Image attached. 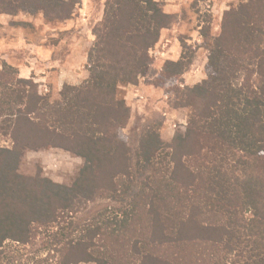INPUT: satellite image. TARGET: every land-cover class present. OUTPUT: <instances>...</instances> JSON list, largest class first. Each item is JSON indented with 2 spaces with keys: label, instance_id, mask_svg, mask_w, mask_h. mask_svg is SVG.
Returning <instances> with one entry per match:
<instances>
[{
  "label": "trees",
  "instance_id": "1",
  "mask_svg": "<svg viewBox=\"0 0 264 264\" xmlns=\"http://www.w3.org/2000/svg\"><path fill=\"white\" fill-rule=\"evenodd\" d=\"M76 2L0 0V13L35 8L48 21L66 20ZM172 21L157 0H104L81 84H64L61 99L49 101L1 83L0 114L12 116L15 147H60L84 164L71 188H46L31 198L40 201L32 213L0 194V246L26 244L45 225V245L57 258L50 264H264V0H238L217 36L203 31L213 69L208 80L176 85L192 52L164 61L173 107L189 109L185 130L160 147L157 125H147L133 149L120 135L129 118L120 86L147 72L150 50ZM12 172L4 184L14 190ZM84 189L117 205L60 225L76 213L71 197Z\"/></svg>",
  "mask_w": 264,
  "mask_h": 264
},
{
  "label": "rangeland",
  "instance_id": "2",
  "mask_svg": "<svg viewBox=\"0 0 264 264\" xmlns=\"http://www.w3.org/2000/svg\"><path fill=\"white\" fill-rule=\"evenodd\" d=\"M157 1L165 12L172 14V24L161 31L158 42L150 50L153 61L147 72L139 77L138 83L134 84L140 83L137 90L133 92L130 91L131 89L128 90L127 87L131 88V84L120 86L129 107V118L120 135L133 149L139 142L142 129L147 125H157L160 147L169 144L175 133L184 132L189 109L173 107L174 94L171 91L173 86L165 79L162 72V65L168 59L166 55H175V50L180 52L185 50L194 54L188 70L176 83L178 87L192 86L208 80L213 69L203 31L207 29L210 36H217L221 31L224 12L238 3V0ZM103 3V0H89L86 6L83 0H78L71 17L66 20L48 21L44 12L35 8L19 7L16 13L1 12L0 87L1 83L15 87L26 86L35 90L37 94L48 96L49 101H53L61 99L59 93L64 84L75 86L81 84L89 76L87 52L94 39L92 29L102 17ZM91 36L93 39L89 43ZM171 41L174 47L171 46ZM167 42L169 46H165ZM39 46L46 47L49 52H37L35 48ZM68 49L73 50L70 52L73 56L69 55ZM67 58L74 63L72 64L75 69L62 72L58 63ZM60 73H63V76L60 77ZM236 75L238 78L235 79V83L239 85L243 82V73L237 72ZM244 75L245 79L247 75L245 73ZM61 78L64 80L62 84ZM253 79L254 74H251V81ZM133 93L137 94L133 95ZM11 119L12 116L0 114V155L2 156L0 194L5 193L8 197H15L21 203L16 201L18 206L32 213L40 201L34 205L30 199L38 194L43 195L46 188L49 191L58 189V186L71 188L84 164V159L60 147L33 145L29 147L19 142L15 147L12 140ZM14 169L17 172L13 178L16 187L12 190L4 184V178L7 171L9 175ZM35 191L37 194H34ZM71 201V208L76 210V213L70 212L67 216L58 219L62 226H65L70 219L80 222L89 220L104 211V208H107L105 212L108 214L110 208L117 205L112 201L97 198L94 192L88 189L78 191L74 197H71ZM40 205L44 206L41 203ZM58 222L51 223L52 230H56ZM43 226L36 228V235L26 244L3 241L0 246V264L55 262L56 255L49 245H45L48 239L45 236L46 226Z\"/></svg>",
  "mask_w": 264,
  "mask_h": 264
},
{
  "label": "crops",
  "instance_id": "3",
  "mask_svg": "<svg viewBox=\"0 0 264 264\" xmlns=\"http://www.w3.org/2000/svg\"><path fill=\"white\" fill-rule=\"evenodd\" d=\"M88 1L89 0H83V3H84V5H86L87 6V4H88ZM103 2H104V0H103ZM102 6H103V4H102ZM101 15H102V11H101ZM92 39H93V37L91 36V40H89L88 42L89 43H91V41H92ZM171 43V46L172 47H174V45H172L173 43H172V41L170 42ZM165 46H169V42H167V43H165ZM35 49H37L36 51L37 52H44V51H47V52H49V50H47L46 49V47H42V46H39V48H35ZM169 49V48H168ZM39 50V51H38ZM169 51V50H168ZM176 51V53H175V55H170V54H167L166 55V58H168V59H171V60H176L178 57H179V55H180V51H178V50H175ZM46 52V53H47ZM68 52H69V55H71L72 53H70V52H73V50L72 51H70L69 49H68ZM71 56H73V54L71 55ZM73 62H71V60L69 59V58H67V59H65L64 61H60L59 63H58V65H61V66H59V68H60V70H62V72L64 71H66V72H68V71H70V70H74L75 68H73L74 66H73V64H72ZM60 77L61 76H63V73H60V75H59ZM85 79V78H84ZM64 80H62V78H61V84H62V82H63ZM138 85H140V83L138 84ZM138 85H132V86H130L131 88H129V87H127L128 88V90L129 89H131L130 91L131 92H133L134 90H137V88H138ZM138 92V91H137ZM139 92H141V91H139ZM135 94H137V93H133V95H135ZM139 94V93H138Z\"/></svg>",
  "mask_w": 264,
  "mask_h": 264
}]
</instances>
